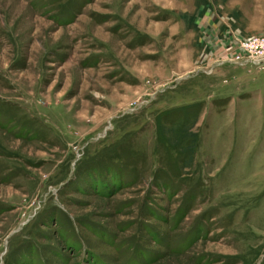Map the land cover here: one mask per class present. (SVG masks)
Instances as JSON below:
<instances>
[{"label": "rangeland", "instance_id": "obj_1", "mask_svg": "<svg viewBox=\"0 0 264 264\" xmlns=\"http://www.w3.org/2000/svg\"><path fill=\"white\" fill-rule=\"evenodd\" d=\"M260 35L264 0H0V264H264Z\"/></svg>", "mask_w": 264, "mask_h": 264}, {"label": "built area", "instance_id": "obj_2", "mask_svg": "<svg viewBox=\"0 0 264 264\" xmlns=\"http://www.w3.org/2000/svg\"><path fill=\"white\" fill-rule=\"evenodd\" d=\"M248 41H250L248 46H243V47L246 48V50H251V52L248 54L247 57H244L240 60L243 62L248 60V61H252L257 64L263 63L264 62V35L253 37V39H248L247 41H245V44ZM226 59L231 60L232 58L219 59V61L226 60ZM235 61L239 62V60H235Z\"/></svg>", "mask_w": 264, "mask_h": 264}, {"label": "trees", "instance_id": "obj_3", "mask_svg": "<svg viewBox=\"0 0 264 264\" xmlns=\"http://www.w3.org/2000/svg\"><path fill=\"white\" fill-rule=\"evenodd\" d=\"M198 110V108H197ZM196 136L195 132H190L186 135V138L189 140L188 144H193L194 143V137ZM190 147V146H189Z\"/></svg>", "mask_w": 264, "mask_h": 264}]
</instances>
